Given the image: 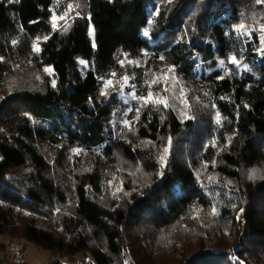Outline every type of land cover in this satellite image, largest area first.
I'll list each match as a JSON object with an SVG mask.
<instances>
[{"label":"trees","instance_id":"trees-1","mask_svg":"<svg viewBox=\"0 0 264 264\" xmlns=\"http://www.w3.org/2000/svg\"><path fill=\"white\" fill-rule=\"evenodd\" d=\"M60 1L0 0V234L49 250L47 264H264V47L233 38L264 24V2L63 0L54 30ZM124 57L133 96L170 105L132 98L128 128L105 87Z\"/></svg>","mask_w":264,"mask_h":264},{"label":"rangeland","instance_id":"rangeland-1","mask_svg":"<svg viewBox=\"0 0 264 264\" xmlns=\"http://www.w3.org/2000/svg\"><path fill=\"white\" fill-rule=\"evenodd\" d=\"M68 2H72L70 0H67ZM74 2L78 3V0H74ZM65 2L63 0L60 1L58 4L60 6V9L56 10V13L53 15L56 17L55 24L56 28H58L60 25L64 24L66 21V18L71 17V13H66V8L64 12H60L62 9L61 7H65ZM68 7V6H67ZM63 16L64 19H60V17ZM240 25V24H239ZM52 26H53V17H52ZM236 25L234 28L237 29ZM240 30L239 32L236 30V33L238 35L233 36H241L246 35L251 38V41L254 42V38H257L256 45L258 47H264V24H253L248 28H245ZM249 33H251L249 35ZM207 40V39H205ZM37 45V44H36ZM215 50H217L216 45L214 47ZM32 53L33 47H32ZM235 57L234 54L229 55L228 61L231 62V58ZM30 58V56H29ZM28 59V58H27ZM81 61H84V64H81ZM222 58H217L215 60V66L214 67H221L224 65V62L221 63ZM122 65L125 67V74L121 78L117 79H110L112 81L111 85L116 86V92L112 94V100L115 104L114 106V112L112 117V125L122 127V128H128V125H125L124 121L129 122V111L131 109L130 101L133 98V91L131 89V86L129 84V78H130V70L134 68L135 66V60L132 58L124 57L123 61L121 62ZM238 64V63H237ZM89 62L86 59L83 58H77L75 60V68L74 70L78 72L79 74H82L83 71L88 67ZM239 66V65H238ZM47 66H43L42 69L44 70ZM212 67V68H214ZM50 68V67H47ZM51 69V68H50ZM45 72V71H44ZM48 75L50 85L52 86V81L55 80L56 84V78L53 76V71L51 69V72H45ZM114 73V72H113ZM124 77H127V83L125 84ZM71 76H69V80H71ZM171 79V78H170ZM109 81V80H108ZM123 85V87H121ZM42 126H44V123H41ZM73 151L80 152L81 149L74 148ZM120 185L117 182H113L112 184V192H114L115 188L119 189ZM210 191L215 193L217 196L218 194L222 196V201H233L231 198L226 195L224 189H221V187L212 186L210 188ZM225 196V197H224ZM8 260L7 263L3 264H21V263H27V264H47L49 261L53 259V255L49 250H44L42 248L36 247L33 243L26 241L19 237H10L6 234H0V260ZM60 264H95L92 262L89 254L87 252H78L73 255H67L63 256L59 260ZM127 264H131V261L129 258L126 260Z\"/></svg>","mask_w":264,"mask_h":264},{"label":"snow or ice","instance_id":"snow-or-ice-1","mask_svg":"<svg viewBox=\"0 0 264 264\" xmlns=\"http://www.w3.org/2000/svg\"><path fill=\"white\" fill-rule=\"evenodd\" d=\"M12 2H14V0H9V3H12ZM257 2H258V3H260V2H264V0H257ZM68 8H69V10H71L72 5H68ZM65 15H67V13H65ZM55 19H56V17L53 16V29H54V30H55V27H56ZM60 19H64V17L61 16ZM149 23H151V21H149ZM242 29H245V25H244V24H240V25H238L236 30L239 32V31L242 30ZM92 34H93V33H92V29H90V30H89V35H92ZM143 34H144L145 36H147V35H148V32L145 31ZM250 34H251V33H249V35H250ZM38 39H39V38H38ZM44 39L46 40V39H48V37H44ZM12 43L15 44L16 41H13ZM94 46H95V45H94ZM33 51H35V52H39V51H40L39 47H38L36 44L33 45ZM261 51H264V49H261ZM0 59H2V58H0ZM221 63H223V61H221ZM231 63H233V64H237V63H239V61L236 59V57H232V58H231ZM81 64H84V61H81ZM44 71L50 73V72H51V69L46 67V68L44 69ZM169 71H172V69H169ZM127 80H128V78H127V77H124L125 84L127 83ZM110 84H112V81H111V80L106 81V83H105V87H107V86L110 85ZM52 86H53V87L56 86V85H55V80L52 81ZM121 87H123V85H121ZM181 92H183L182 89H181ZM105 94H106V93H105L104 91L101 92V95H105ZM133 98H134V99H142V100L144 101V104H145V105H147L148 103H152L153 105H156V106L163 105L165 108L170 107V105H169V103H168V99H167L166 97H159V96H157L156 98H154V97H153V94H152L151 92H149V94H148L147 97L137 98V97L133 96ZM185 103H186V102H185ZM139 111H140V110L137 109V119L139 118ZM180 114H181V116H182L183 118H185V119L190 118V117L187 116V114H186L185 112H181ZM216 122H217V123L220 122V115H219V113H217ZM124 123H125V125H128V124H129L128 121H124ZM170 145H171V138H169V140H168V144L163 148V153H164V155H162V156L160 157V160H161V161H164V160L166 159L167 154H168V152H169V147H170ZM256 178H257V174H256L255 171H253V172L249 175V179H256ZM241 211H243V210H241ZM212 214H213V215L217 214V210H216L215 207H213V209H212ZM234 259H235V258H234ZM125 264H127V262H125ZM239 264H244V262H243V261H240Z\"/></svg>","mask_w":264,"mask_h":264},{"label":"crops","instance_id":"crops-1","mask_svg":"<svg viewBox=\"0 0 264 264\" xmlns=\"http://www.w3.org/2000/svg\"><path fill=\"white\" fill-rule=\"evenodd\" d=\"M7 261H8L7 259L4 260V261H3V260H0V264L7 263ZM26 264H27V263H26Z\"/></svg>","mask_w":264,"mask_h":264}]
</instances>
